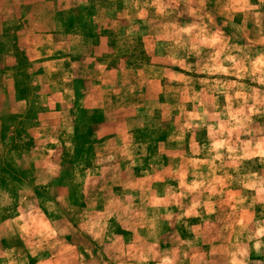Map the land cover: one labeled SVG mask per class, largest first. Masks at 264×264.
<instances>
[{"label": "clouds", "instance_id": "9594fccd", "mask_svg": "<svg viewBox=\"0 0 264 264\" xmlns=\"http://www.w3.org/2000/svg\"><path fill=\"white\" fill-rule=\"evenodd\" d=\"M17 28L29 72H45L16 103L51 107L33 154L0 139L5 164L33 170L0 171V264H264V0H0V84ZM77 81L106 114L93 132L108 130L92 166L71 168L83 206L57 183L58 152H76Z\"/></svg>", "mask_w": 264, "mask_h": 264}, {"label": "rangeland", "instance_id": "374dc122", "mask_svg": "<svg viewBox=\"0 0 264 264\" xmlns=\"http://www.w3.org/2000/svg\"><path fill=\"white\" fill-rule=\"evenodd\" d=\"M77 22V18L73 17L67 22V29L71 30L73 25ZM81 29L85 33L86 37L95 41L98 45L101 44L95 30L87 24H81ZM17 32L19 28L15 31H5L4 36L11 43L12 46L16 49L15 57H5L6 65H12V67L7 68V71H12L14 73V78L5 81L3 84H0V87H4V93L6 97H10L9 101H5L4 97H0V103H9L10 107L14 110L12 113L0 117L3 123L0 124V139H8L13 141V149H19L22 152H25L29 155L33 154L39 144V137L37 135L39 124L44 122L48 117L46 113L50 110L51 105L48 108H31L24 112V105L17 104V99H27L33 96L34 93H39L41 91L40 87L33 86L31 83L33 75L39 79L44 78L45 69L43 67H37L33 72H29V69L32 68V63L30 55L26 52V49L18 41ZM3 50V46L0 45V51ZM57 56L61 55L60 53L56 54ZM42 63V61H38ZM119 63V60L116 61ZM131 63V61H129ZM77 108L79 109V115L76 121V152L75 156H69L66 149H61L58 152L59 159L63 162L64 167L67 169L64 177L57 181L58 184L65 187V191L68 192L69 198L75 204L83 206L84 204V195L77 190L76 187L71 186L70 179L72 176L71 168L74 162L84 161L87 166H92V161L95 159V153L93 151V143L96 140L97 136H104L105 132L108 130L101 128L98 133L93 132V127L97 124H103L105 119V113L98 111L96 109L95 103L91 99H84L81 95L79 89L83 87V81H77ZM39 96H36V99H39ZM84 100V107L81 108L79 100ZM58 107V105H57ZM32 128L33 132L31 135L28 133V129ZM168 128L162 129L159 134V140H166L168 134ZM28 135V143L18 146L14 141L21 136ZM136 135L138 137H143L145 134L137 131ZM205 134L200 133L201 139ZM50 147H55L54 145H49ZM160 148L163 149V145H160ZM96 151H99V145L96 146ZM150 152L155 153L156 148L152 147L149 149ZM165 162H167L168 157L164 156ZM24 158H21V167L17 171L13 169L12 165L5 164V162L0 159V171L11 172L13 179L27 178L32 175L31 169H25L23 167ZM37 195H44V193L37 189ZM2 219V218H0ZM71 241V237H69ZM6 243V242H5ZM82 251V250H81ZM87 259V255L85 254ZM31 264H36L35 260H32Z\"/></svg>", "mask_w": 264, "mask_h": 264}, {"label": "crops", "instance_id": "0c3cea01", "mask_svg": "<svg viewBox=\"0 0 264 264\" xmlns=\"http://www.w3.org/2000/svg\"><path fill=\"white\" fill-rule=\"evenodd\" d=\"M18 41H19V39H18ZM26 52L31 56V53H30V51H28V50H26Z\"/></svg>", "mask_w": 264, "mask_h": 264}]
</instances>
